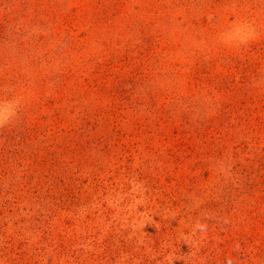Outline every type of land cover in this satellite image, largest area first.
<instances>
[{
	"label": "rangeland",
	"instance_id": "rangeland-1",
	"mask_svg": "<svg viewBox=\"0 0 264 264\" xmlns=\"http://www.w3.org/2000/svg\"><path fill=\"white\" fill-rule=\"evenodd\" d=\"M0 264H264V0H0Z\"/></svg>",
	"mask_w": 264,
	"mask_h": 264
},
{
	"label": "clouds",
	"instance_id": "clouds-1",
	"mask_svg": "<svg viewBox=\"0 0 264 264\" xmlns=\"http://www.w3.org/2000/svg\"><path fill=\"white\" fill-rule=\"evenodd\" d=\"M3 122H4L3 118H2V117H0V123H3Z\"/></svg>",
	"mask_w": 264,
	"mask_h": 264
}]
</instances>
